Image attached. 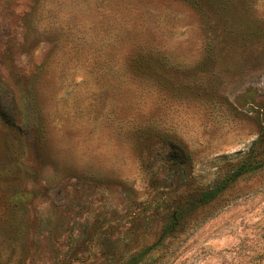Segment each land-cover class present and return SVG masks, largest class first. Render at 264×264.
<instances>
[{"label": "rangeland", "instance_id": "rangeland-1", "mask_svg": "<svg viewBox=\"0 0 264 264\" xmlns=\"http://www.w3.org/2000/svg\"><path fill=\"white\" fill-rule=\"evenodd\" d=\"M128 261L264 264V0H0V264Z\"/></svg>", "mask_w": 264, "mask_h": 264}, {"label": "trees", "instance_id": "trees-1", "mask_svg": "<svg viewBox=\"0 0 264 264\" xmlns=\"http://www.w3.org/2000/svg\"><path fill=\"white\" fill-rule=\"evenodd\" d=\"M246 169H249V165L247 163H243L242 165H239L238 168L232 173H230L226 178H223L221 181L216 183L212 188H207L206 190H204L202 194L204 196L205 201H210L211 199H213L223 188L227 186L229 182L235 180L236 177L239 176V174H241V172H243ZM136 258L137 257H135L134 259L136 260ZM123 264H131V263H129L128 261Z\"/></svg>", "mask_w": 264, "mask_h": 264}]
</instances>
